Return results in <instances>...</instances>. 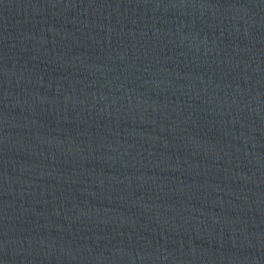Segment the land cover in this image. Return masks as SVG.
<instances>
[{"label": "water", "instance_id": "obj_1", "mask_svg": "<svg viewBox=\"0 0 264 264\" xmlns=\"http://www.w3.org/2000/svg\"><path fill=\"white\" fill-rule=\"evenodd\" d=\"M0 264H264V0H0Z\"/></svg>", "mask_w": 264, "mask_h": 264}]
</instances>
